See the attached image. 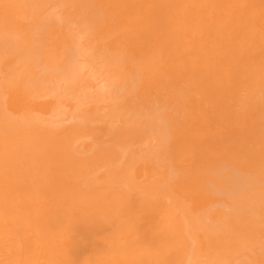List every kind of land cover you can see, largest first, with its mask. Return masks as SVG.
Segmentation results:
<instances>
[{
  "label": "bare ground",
  "instance_id": "obj_1",
  "mask_svg": "<svg viewBox=\"0 0 264 264\" xmlns=\"http://www.w3.org/2000/svg\"><path fill=\"white\" fill-rule=\"evenodd\" d=\"M0 264H264V0H0Z\"/></svg>",
  "mask_w": 264,
  "mask_h": 264
}]
</instances>
